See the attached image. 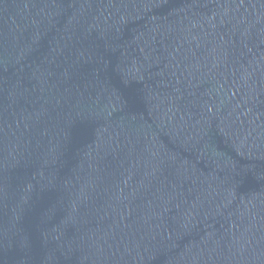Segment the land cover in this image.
I'll return each mask as SVG.
<instances>
[{
    "label": "water",
    "instance_id": "1",
    "mask_svg": "<svg viewBox=\"0 0 264 264\" xmlns=\"http://www.w3.org/2000/svg\"><path fill=\"white\" fill-rule=\"evenodd\" d=\"M0 264H264V0H0Z\"/></svg>",
    "mask_w": 264,
    "mask_h": 264
}]
</instances>
